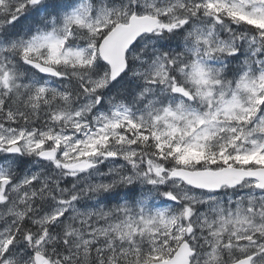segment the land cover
Segmentation results:
<instances>
[{
	"label": "snow or ice",
	"instance_id": "obj_1",
	"mask_svg": "<svg viewBox=\"0 0 264 264\" xmlns=\"http://www.w3.org/2000/svg\"><path fill=\"white\" fill-rule=\"evenodd\" d=\"M0 264H264V0H0Z\"/></svg>",
	"mask_w": 264,
	"mask_h": 264
}]
</instances>
